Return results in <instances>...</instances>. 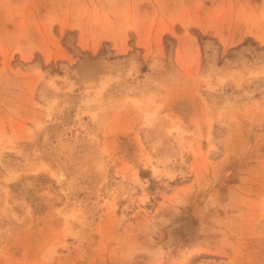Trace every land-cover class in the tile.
Returning a JSON list of instances; mask_svg holds the SVG:
<instances>
[{"label": "rangeland", "instance_id": "1", "mask_svg": "<svg viewBox=\"0 0 264 264\" xmlns=\"http://www.w3.org/2000/svg\"><path fill=\"white\" fill-rule=\"evenodd\" d=\"M0 264H264V0H0Z\"/></svg>", "mask_w": 264, "mask_h": 264}]
</instances>
